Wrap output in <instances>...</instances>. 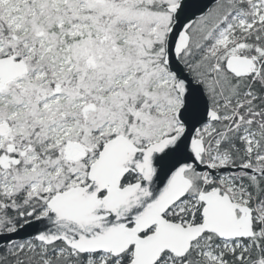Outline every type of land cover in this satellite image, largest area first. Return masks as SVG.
<instances>
[{
  "label": "snow or ice",
  "instance_id": "1",
  "mask_svg": "<svg viewBox=\"0 0 264 264\" xmlns=\"http://www.w3.org/2000/svg\"><path fill=\"white\" fill-rule=\"evenodd\" d=\"M0 264H264V0H0Z\"/></svg>",
  "mask_w": 264,
  "mask_h": 264
}]
</instances>
